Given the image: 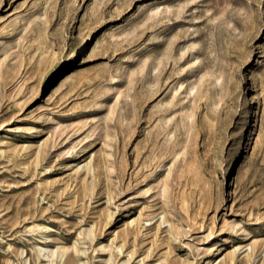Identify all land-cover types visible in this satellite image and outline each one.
I'll list each match as a JSON object with an SVG mask.
<instances>
[{
	"label": "rangeland",
	"instance_id": "1",
	"mask_svg": "<svg viewBox=\"0 0 264 264\" xmlns=\"http://www.w3.org/2000/svg\"><path fill=\"white\" fill-rule=\"evenodd\" d=\"M0 264H264V0H0Z\"/></svg>",
	"mask_w": 264,
	"mask_h": 264
}]
</instances>
